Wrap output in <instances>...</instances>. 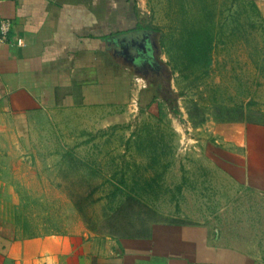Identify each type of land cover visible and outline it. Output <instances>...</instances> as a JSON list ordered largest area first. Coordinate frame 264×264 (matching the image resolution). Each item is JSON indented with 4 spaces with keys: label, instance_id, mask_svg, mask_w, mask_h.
<instances>
[{
    "label": "crops",
    "instance_id": "0c3cea01",
    "mask_svg": "<svg viewBox=\"0 0 264 264\" xmlns=\"http://www.w3.org/2000/svg\"><path fill=\"white\" fill-rule=\"evenodd\" d=\"M0 17L12 21L0 45V264H264L202 219L148 226L136 215L106 226L121 222L108 191L111 154L94 135L79 146L59 132L127 126L160 104L134 66L141 43L154 46L140 0H0ZM246 132L231 172L264 193V126Z\"/></svg>",
    "mask_w": 264,
    "mask_h": 264
},
{
    "label": "rangeland",
    "instance_id": "374dc122",
    "mask_svg": "<svg viewBox=\"0 0 264 264\" xmlns=\"http://www.w3.org/2000/svg\"><path fill=\"white\" fill-rule=\"evenodd\" d=\"M253 1L258 11L252 0H140L164 79L160 105L139 110L127 126L59 129L76 135L73 145L94 135L111 154L108 191L121 222L106 226L127 227L136 215L148 226L175 215L202 219L225 243L264 258V193L233 175L247 128L264 126V2ZM148 71L146 82L157 83ZM247 113L260 124L246 122ZM106 210L97 205L94 213Z\"/></svg>",
    "mask_w": 264,
    "mask_h": 264
},
{
    "label": "flooded vegetation",
    "instance_id": "af4514ba",
    "mask_svg": "<svg viewBox=\"0 0 264 264\" xmlns=\"http://www.w3.org/2000/svg\"><path fill=\"white\" fill-rule=\"evenodd\" d=\"M151 51H152L151 49H147L145 54L140 56L141 60L139 62H137L136 64H134V66H135V69L137 71L141 72L142 74H144L145 77H146V75H148L149 69L155 71L158 74L157 83H160V82H163L164 79L162 78V75H160L161 71H160L158 64L153 62L151 59ZM151 62L153 64L150 65Z\"/></svg>",
    "mask_w": 264,
    "mask_h": 264
},
{
    "label": "built area",
    "instance_id": "2783aa9c",
    "mask_svg": "<svg viewBox=\"0 0 264 264\" xmlns=\"http://www.w3.org/2000/svg\"><path fill=\"white\" fill-rule=\"evenodd\" d=\"M12 21L8 18L0 17V45L9 41V33ZM17 43L22 45V40L18 39Z\"/></svg>",
    "mask_w": 264,
    "mask_h": 264
},
{
    "label": "trees",
    "instance_id": "16d2710c",
    "mask_svg": "<svg viewBox=\"0 0 264 264\" xmlns=\"http://www.w3.org/2000/svg\"><path fill=\"white\" fill-rule=\"evenodd\" d=\"M252 3H253V6L255 7V9L258 11V7H257L255 1L252 0ZM151 59H152L153 62H155L154 57H153L152 55H151ZM151 64H153V63L151 62L150 65H151ZM206 64H210V61H207ZM162 78H163V77H162ZM152 83H153V82H152ZM152 83H150V85L153 86V87L155 88V90H156V92H157L155 98H157V97H159V95H160V94H159L160 90H162V88L164 87V81H163V82H160V83H154V84H156V85H154V84H152ZM166 102H168V101H166ZM159 105H160V104H159ZM172 106H173V105H172ZM169 109H170V111L173 112V113H177V112H178V110H177L176 108H174V107H171V108H169ZM249 115H250V113H247V114H246V122H248V123H253V124H260L258 121L252 119Z\"/></svg>",
    "mask_w": 264,
    "mask_h": 264
},
{
    "label": "water",
    "instance_id": "95a60500",
    "mask_svg": "<svg viewBox=\"0 0 264 264\" xmlns=\"http://www.w3.org/2000/svg\"><path fill=\"white\" fill-rule=\"evenodd\" d=\"M139 46V45H138ZM140 48H141V50H142V52H146V46H145V44L144 43H141V45L139 46ZM151 55L154 57V55H155V50H154V46L152 45L151 46Z\"/></svg>",
    "mask_w": 264,
    "mask_h": 264
}]
</instances>
